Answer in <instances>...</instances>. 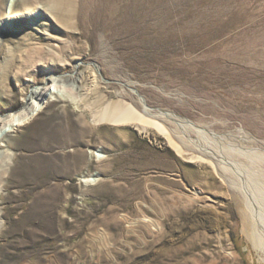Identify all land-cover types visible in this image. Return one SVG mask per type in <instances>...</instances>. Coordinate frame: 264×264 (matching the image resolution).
<instances>
[{
  "label": "rangeland",
  "instance_id": "rangeland-1",
  "mask_svg": "<svg viewBox=\"0 0 264 264\" xmlns=\"http://www.w3.org/2000/svg\"><path fill=\"white\" fill-rule=\"evenodd\" d=\"M5 16L0 112L48 68L79 100L49 88L0 132V264H264L237 187L264 188V0H0ZM127 106L167 133L99 120Z\"/></svg>",
  "mask_w": 264,
  "mask_h": 264
},
{
  "label": "bare ground",
  "instance_id": "bare-ground-1",
  "mask_svg": "<svg viewBox=\"0 0 264 264\" xmlns=\"http://www.w3.org/2000/svg\"><path fill=\"white\" fill-rule=\"evenodd\" d=\"M16 2L17 0H8V4L10 7L16 4ZM6 18L7 16L0 19V32H3L6 26L9 25V23L6 22ZM46 74L47 75H45L43 81L40 84H34L29 87L30 91L24 96V101L19 109L11 110L6 114L0 112V132L2 128L4 129L7 126L8 128H11L13 130L19 127L20 125H23L28 122V120L33 115L32 113L35 110L33 103H38V101L36 100L39 99L44 100V94L49 88L52 89L53 95L58 96L59 98H66L74 103L78 102L79 96L77 93L76 86V82L79 80L78 75H64L60 73L58 74L50 68H48ZM140 101L142 103V106L146 104L142 98H140ZM165 114L166 113H164V115ZM170 116L171 118H173L174 114ZM102 119L120 123L128 121L138 122L142 124L152 123L161 132L167 133V130L163 126V124H161L159 121H152L150 119H147L146 116H144L142 113L138 112L131 106H127L121 110H118V108L116 107L110 109L107 107L99 116V120ZM177 122L182 123V125L186 128H193V130L196 131L197 134H202L204 136L206 135L207 138H212V140H219L220 138L219 135L213 136L212 134H207L206 132H204L205 130L203 128H199L198 125H196L192 121L188 122V120L182 118ZM183 122H187V124ZM5 144V140L0 137V145ZM176 148L179 150V146L176 145ZM8 151L9 150H7L6 152ZM204 154L210 158H213L215 161H218L220 166L225 171L233 172V170L231 171L229 168L231 166H233L231 168H234V170L236 169V165L231 163V161L229 162L224 157L218 154L216 155V153L213 151H205ZM5 156L6 162L8 161V163H11L12 153L8 152ZM233 173L236 174L239 180L242 179L238 175V173L241 172L236 173L235 171ZM241 185L243 188L240 187ZM240 186L237 187L242 189V194L244 198L243 201L246 206V212H244L243 218L244 231L246 232L248 239H250V241L253 243L254 247L260 251L263 256L262 259L264 260V188L259 187L256 191L254 190V193H252V191L247 188V185H245L243 181H240Z\"/></svg>",
  "mask_w": 264,
  "mask_h": 264
}]
</instances>
